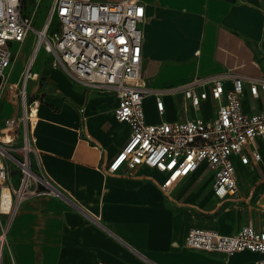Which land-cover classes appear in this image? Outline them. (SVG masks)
<instances>
[{"label": "crops", "instance_id": "obj_1", "mask_svg": "<svg viewBox=\"0 0 264 264\" xmlns=\"http://www.w3.org/2000/svg\"><path fill=\"white\" fill-rule=\"evenodd\" d=\"M139 1L144 6L141 77L148 87H173L225 71L264 76V0ZM30 53L12 72L13 52L6 81L0 82V123L22 114L21 108L17 115L18 96L8 94L7 83L18 82ZM52 58L42 49L26 92L37 99L33 169L61 196L29 193L19 201L7 224L3 264H252L260 257L247 250L223 254L189 248L183 239L192 227L228 235L245 224L264 230V139L255 137L243 147L246 163L239 154L231 156L237 185L233 197L214 194L204 163L168 190L161 188L164 173L148 166L107 173L108 162L131 132L113 114L117 93L86 86ZM223 83L229 85V78ZM160 96L162 113L152 92L143 98L148 123L216 115L218 102L210 97L193 107L179 90ZM262 107V100L245 88L241 109ZM9 140L0 132V141ZM43 187L39 179L30 184V189Z\"/></svg>", "mask_w": 264, "mask_h": 264}, {"label": "built area", "instance_id": "obj_2", "mask_svg": "<svg viewBox=\"0 0 264 264\" xmlns=\"http://www.w3.org/2000/svg\"><path fill=\"white\" fill-rule=\"evenodd\" d=\"M55 17L57 25L50 29ZM143 17L144 6L139 0H49L44 20L35 28L32 19L23 13V0H0L1 83L6 81L2 79L13 59L11 43L22 42L29 32H34V44L18 82L7 83L8 94L21 99L22 114L7 119L0 129L10 139L0 141V178L9 180L13 165L21 170L20 185L15 190L16 205L29 193L61 196L60 190L47 177L37 176L31 160L37 99L27 96L26 83L36 75L31 68L40 48L52 54L53 62L60 63L86 86H106L116 91L118 102L113 114L117 120L127 122L131 132L108 162L105 172L115 173L121 167L130 170L148 166L164 173L161 188L168 190L204 163L213 177L214 194L219 198L236 195L231 156L239 154L241 162L246 163L248 157L242 154L243 147L255 137L264 139V107L260 111L245 112L241 109V98L246 88L252 97H259L264 106V76L225 71L195 76L173 87L150 88L141 77ZM226 78L230 80L227 86L223 83ZM172 90H179L193 107L208 97L216 100L215 117L146 122L142 107L144 96L152 92L155 108L162 113L160 94ZM15 152H20L22 157ZM251 156L259 158L255 150L251 151ZM35 160L38 164L36 156ZM37 179L44 187L30 189V184ZM6 231L7 225L0 228V264L2 250L7 245ZM183 244L223 254L244 250L257 252L260 257L252 264H264V230H256L251 224L229 235L192 227L186 232Z\"/></svg>", "mask_w": 264, "mask_h": 264}, {"label": "rangeland", "instance_id": "obj_3", "mask_svg": "<svg viewBox=\"0 0 264 264\" xmlns=\"http://www.w3.org/2000/svg\"><path fill=\"white\" fill-rule=\"evenodd\" d=\"M49 3V0H23V13L28 16L29 18L32 19L33 26L35 28H39L44 20L45 14H46V9L47 5ZM57 25V19L56 17L54 18L51 28L50 29H55ZM34 44V32H29L25 39L22 42L16 43L12 42L11 43V49L13 52H16V57L13 60L12 63V72L15 71L17 65L19 62H21L28 51L32 50ZM42 49L40 48L36 52V56L34 59V63L39 59V56L41 55ZM10 77V76H9ZM11 78V77H10ZM27 90L30 92V82L27 83ZM3 94H5V89L3 90ZM34 98L33 96L30 97V99ZM21 99L18 97V108H17V115H19L21 112ZM2 111V105L0 103V113ZM10 118V117H9ZM9 118H6L9 119ZM2 120L0 123V129L5 126V121ZM3 124V125H2ZM21 126V123H20ZM18 157H22V154L20 152H15ZM2 179V180H1ZM202 179H204V176L200 177L198 180H195L193 183L194 185H197ZM20 180H21V170L13 165L12 168L10 169L9 172V180L8 178H0V187L2 185L8 186L9 191L11 193L12 199H15V190L18 189V186L20 185ZM9 216L10 214L8 213H3L0 212V228H5L6 225L8 224L9 221ZM5 249L3 248L2 250V255L4 256ZM1 264H3V258L1 260Z\"/></svg>", "mask_w": 264, "mask_h": 264}, {"label": "bare ground", "instance_id": "obj_4", "mask_svg": "<svg viewBox=\"0 0 264 264\" xmlns=\"http://www.w3.org/2000/svg\"><path fill=\"white\" fill-rule=\"evenodd\" d=\"M25 171L27 172V167H25ZM16 202L17 201L12 199L9 188L5 185H2L0 187V211L3 213L12 214L16 206Z\"/></svg>", "mask_w": 264, "mask_h": 264}]
</instances>
